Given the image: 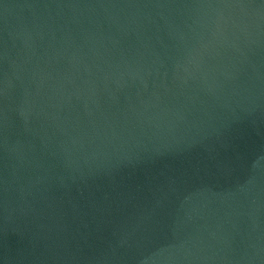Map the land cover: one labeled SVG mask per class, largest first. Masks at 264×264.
I'll return each instance as SVG.
<instances>
[{
    "label": "water",
    "instance_id": "obj_1",
    "mask_svg": "<svg viewBox=\"0 0 264 264\" xmlns=\"http://www.w3.org/2000/svg\"><path fill=\"white\" fill-rule=\"evenodd\" d=\"M0 264H264V0H0Z\"/></svg>",
    "mask_w": 264,
    "mask_h": 264
}]
</instances>
